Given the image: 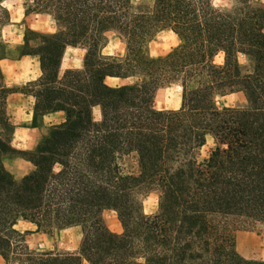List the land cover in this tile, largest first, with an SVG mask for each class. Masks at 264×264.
Returning a JSON list of instances; mask_svg holds the SVG:
<instances>
[{
  "label": "trees",
  "instance_id": "trees-1",
  "mask_svg": "<svg viewBox=\"0 0 264 264\" xmlns=\"http://www.w3.org/2000/svg\"><path fill=\"white\" fill-rule=\"evenodd\" d=\"M24 13L54 17L55 33L28 30L9 51L1 35L9 13L0 7V60L38 56L41 78L30 127L44 126L34 145L10 144L0 70V257L8 264H264L235 250L239 228L264 229V3L235 0L217 12L209 0H22ZM172 29L183 41L150 59L145 45ZM115 32L124 55H101ZM67 47L87 48L82 67L60 60ZM222 51V64L214 58ZM243 55L246 63H240ZM124 80L112 86L105 78ZM129 77H139L127 84ZM179 83L178 108L157 109L155 91ZM239 91L233 107L213 102ZM99 109L94 118L92 109ZM211 136L214 147L201 148ZM32 169L19 179L4 166L14 155ZM25 154V155H23ZM156 194L155 211L142 199ZM115 212L111 231L101 212ZM18 221L33 228L19 230ZM80 229L77 251H32L26 235Z\"/></svg>",
  "mask_w": 264,
  "mask_h": 264
},
{
  "label": "rangeland",
  "instance_id": "rangeland-1",
  "mask_svg": "<svg viewBox=\"0 0 264 264\" xmlns=\"http://www.w3.org/2000/svg\"><path fill=\"white\" fill-rule=\"evenodd\" d=\"M9 2L12 3L14 7L12 10H7L9 13V20L1 28V35L5 41L7 42L15 41L19 37L21 31L23 32L22 35V39H23L24 34L26 36H29L28 30L37 33H48L49 29L53 27V25L49 20L48 15L37 14V13L25 14L24 7L22 5V0H9ZM17 4H19L21 9H23L21 15L18 18L15 17V5ZM13 28L15 29V31L13 30ZM106 34L110 35L111 32H108ZM154 35L155 33L153 34V36ZM153 36L150 38V40L153 38ZM117 38L120 39L118 36ZM159 42L163 43L164 41L161 40ZM107 43H108V39L106 41L105 46H107ZM77 48L78 47L76 48L67 47L64 50V53L60 60V66H59L60 73L66 68H75L74 64L77 60L80 59V61L82 62V57L79 56ZM146 53H147V49H146ZM116 55H119V53H117ZM27 57L30 56H22L18 59L0 60L3 61L0 62V70L3 75L4 83L5 81L14 78L17 75L18 71L23 72L25 70L28 71L31 70L30 61L27 65H25L24 68H20L18 70L16 68L17 60L23 62V60ZM110 79L116 80L115 83L118 84L125 82L124 80L106 77L105 78L106 83L108 84L114 83V81H110ZM170 86L171 85L160 87L155 91L153 98V105L155 108L173 109L172 99L171 96L169 95ZM11 88L13 90V93L8 97L6 104V114L10 119V122L14 126L12 134L9 137L10 144L12 147H14L17 150L28 151L36 142L37 138L40 135V132L44 131L45 129L44 126L47 125H45L43 121L42 127L28 128L30 127L29 125L30 120L28 119V117L29 116L31 117L30 110L32 107L31 100L29 98L30 96L26 94V92L29 90V87L25 86L20 88L17 87H11ZM233 93L238 94L237 100L233 102L234 105L243 103L241 102V100L244 101V98L242 93L239 91L222 94L219 96H226ZM221 106H223V103L221 104ZM48 116L49 117H47L46 119L54 120V118L56 117V120L58 122L62 121L63 118L62 113L52 114ZM206 144L201 148L200 150L201 154H205V152L207 151L208 148L205 147ZM4 166L16 179H19L21 176L28 173L32 169V165L24 159L22 154L14 155L9 158H6L4 160ZM153 197L156 198L155 193H149L148 195L143 197L142 208L144 212H145V208L149 206L148 204ZM101 217L105 225L111 231L119 232L121 230L119 221L117 220L116 214L113 210L104 209L101 212ZM15 227L18 228L19 230H25L28 229L29 227L33 228V226H29L28 223L23 221H18ZM80 236L81 233L79 227L72 226L60 230H52L51 232L48 233L40 231V233H37L36 235H26V243L28 248L32 251L73 252V251H77L78 249ZM234 237H235V250L239 255H241L246 259L264 260V229L263 228L260 227L239 228L235 231ZM0 264H6L1 257H0ZM82 264H86V263L82 262Z\"/></svg>",
  "mask_w": 264,
  "mask_h": 264
},
{
  "label": "clouds",
  "instance_id": "clouds-1",
  "mask_svg": "<svg viewBox=\"0 0 264 264\" xmlns=\"http://www.w3.org/2000/svg\"><path fill=\"white\" fill-rule=\"evenodd\" d=\"M262 3H264V0H261ZM235 6V0H209V7L217 12H225V11H231V9ZM0 7H2L5 10H12L13 9V4L9 2V0H0ZM23 9H21L20 5L17 4L15 5V17H19L22 13ZM49 20L53 27L49 29L50 33H55L58 29L56 27V21L54 17L49 16ZM15 31V29L13 28ZM22 35L23 32H20L19 37L15 41H11L8 43L7 47L9 51H15L17 45H22L23 40H22ZM106 38L108 39L107 46L103 47L101 49V55H116L119 53V55L122 57L124 55V44L122 40L117 38V34L113 31L111 32L110 35L105 34ZM163 40V43H160L159 41ZM183 41L179 38V36L172 31V29H161L159 32L155 33L153 38L145 45V48L147 49V56L150 59H155L159 56H166L168 55L174 48L178 47L180 44H182ZM78 54L80 57L84 55V53L87 51V48H77ZM223 55L224 53L222 51L218 52L214 59L215 64H222L223 62ZM240 63H246V58L241 55L239 57ZM30 61V71L25 70L23 72H17V75L10 79L5 81L4 86L5 87H25L29 85L30 82L37 81L39 78L42 77L43 72L40 68V62H39V57L38 56H31L27 57L21 62L20 60H17L16 62V68L17 70L20 68H24L25 65H27ZM3 62V61H0ZM75 68H80L82 67L80 59L77 60L74 64ZM139 77H129L127 79V84H131L134 81L138 80ZM114 81V83L110 84L112 86H118V84L115 83L116 80H111ZM169 95L171 96L172 99V107L173 108H178L181 102V87L179 83H176L174 85H171L169 87ZM30 100H31V106H33L36 103V97L34 95H30ZM238 98V94L233 93L229 94L226 96H219L216 95L213 97V102L216 105V107L219 109L221 104L223 103L224 107H233L234 101H236ZM241 102H243L241 100ZM94 113V118L99 119V109L98 108H93L92 109ZM49 116H44L43 121L45 125H50L51 123L58 122L56 120V117L54 120H49L46 119ZM28 119L30 120L31 117L29 116ZM214 140L211 136L207 138V144L206 148L208 147H214ZM156 198L153 197L150 202L149 206L145 208V214H151L153 211H155V206H156ZM139 264H143V258L139 259Z\"/></svg>",
  "mask_w": 264,
  "mask_h": 264
},
{
  "label": "crops",
  "instance_id": "crops-1",
  "mask_svg": "<svg viewBox=\"0 0 264 264\" xmlns=\"http://www.w3.org/2000/svg\"><path fill=\"white\" fill-rule=\"evenodd\" d=\"M13 93V92H12ZM12 93H10L9 95H8V97L12 94ZM8 97H7V99H8ZM30 112H31V110H30ZM59 113H61V112H53V113H51V114H49V115H52V114H59ZM10 120V119H9ZM51 124H53V123H51ZM25 127H27V126H25ZM28 128H33V127H28ZM28 225L29 226H32L30 223H28ZM28 229H32V227L30 228H28ZM37 233H40V231H36V232H32V233H30L29 235H36ZM87 264V263H86Z\"/></svg>",
  "mask_w": 264,
  "mask_h": 264
}]
</instances>
